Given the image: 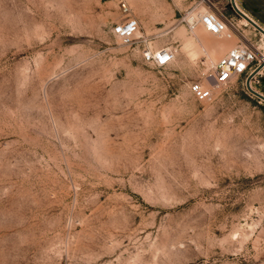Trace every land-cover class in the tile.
Segmentation results:
<instances>
[{
	"label": "rangeland",
	"instance_id": "374dc122",
	"mask_svg": "<svg viewBox=\"0 0 264 264\" xmlns=\"http://www.w3.org/2000/svg\"><path fill=\"white\" fill-rule=\"evenodd\" d=\"M236 4L264 29V0ZM195 6L237 35L189 31ZM131 17L132 45L113 32ZM243 19L231 0H0V264H264V101L213 76L239 43L264 53ZM162 48L169 66L144 62Z\"/></svg>",
	"mask_w": 264,
	"mask_h": 264
},
{
	"label": "built area",
	"instance_id": "2783aa9c",
	"mask_svg": "<svg viewBox=\"0 0 264 264\" xmlns=\"http://www.w3.org/2000/svg\"><path fill=\"white\" fill-rule=\"evenodd\" d=\"M197 6L189 9L182 18L181 23L189 31L195 30L198 26H203L207 32L219 38L231 39L236 34V26L233 21H228L216 13L196 12ZM121 11L128 15L130 8L126 3L121 4ZM140 31V22L135 18H128L124 23L117 25L113 32L125 44H133L138 40L137 35ZM264 53H260L258 47L252 43H239L230 52L220 59L215 65L214 78L219 86L225 85L236 77L249 76L261 64H264ZM176 58L174 51L168 48H162L157 51L148 50L143 53V59L146 64L157 68L169 66ZM264 69L252 80L256 84L261 83V77ZM191 92L199 101H206L211 96V89L204 87L201 82L191 85Z\"/></svg>",
	"mask_w": 264,
	"mask_h": 264
},
{
	"label": "water",
	"instance_id": "95a60500",
	"mask_svg": "<svg viewBox=\"0 0 264 264\" xmlns=\"http://www.w3.org/2000/svg\"><path fill=\"white\" fill-rule=\"evenodd\" d=\"M234 10L241 16L243 17L245 20H247L252 26L255 27L256 30H258L261 34L264 35V29L262 27H260L256 22H254L252 19H250L246 14H244L237 6L236 4V0H231ZM264 69V64H261L259 67H257V69H255L254 72H252L248 77H247V86L248 89L255 95L257 96L259 99L264 101V95L254 91L251 88V82L252 80Z\"/></svg>",
	"mask_w": 264,
	"mask_h": 264
},
{
	"label": "bare ground",
	"instance_id": "6f19581e",
	"mask_svg": "<svg viewBox=\"0 0 264 264\" xmlns=\"http://www.w3.org/2000/svg\"><path fill=\"white\" fill-rule=\"evenodd\" d=\"M243 21H244V24H245V25H248V24H249L247 20L243 19ZM261 36L264 38V35H263V34H262ZM260 57H261V56H260ZM261 60L263 61L264 58L261 57Z\"/></svg>",
	"mask_w": 264,
	"mask_h": 264
},
{
	"label": "crops",
	"instance_id": "0c3cea01",
	"mask_svg": "<svg viewBox=\"0 0 264 264\" xmlns=\"http://www.w3.org/2000/svg\"><path fill=\"white\" fill-rule=\"evenodd\" d=\"M236 2H238V0H236ZM238 4V3H237ZM239 6V5H238Z\"/></svg>",
	"mask_w": 264,
	"mask_h": 264
}]
</instances>
